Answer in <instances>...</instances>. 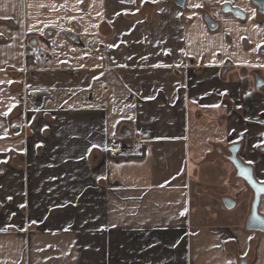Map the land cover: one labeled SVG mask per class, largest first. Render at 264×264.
<instances>
[{"label": "crops", "instance_id": "1", "mask_svg": "<svg viewBox=\"0 0 264 264\" xmlns=\"http://www.w3.org/2000/svg\"><path fill=\"white\" fill-rule=\"evenodd\" d=\"M135 11L0 0V264H264L229 160L264 184V86L227 65L261 61L198 18ZM131 135L138 156L117 150Z\"/></svg>", "mask_w": 264, "mask_h": 264}, {"label": "flooded vegetation", "instance_id": "2", "mask_svg": "<svg viewBox=\"0 0 264 264\" xmlns=\"http://www.w3.org/2000/svg\"><path fill=\"white\" fill-rule=\"evenodd\" d=\"M131 3L137 10L135 16L148 17L150 11L171 8L180 13L186 25L198 18L210 34L225 39L229 52H247L261 61L243 65L227 62L230 68L244 69L240 84L245 91L250 86H264V0H131ZM195 4L201 6L193 7Z\"/></svg>", "mask_w": 264, "mask_h": 264}, {"label": "water", "instance_id": "3", "mask_svg": "<svg viewBox=\"0 0 264 264\" xmlns=\"http://www.w3.org/2000/svg\"><path fill=\"white\" fill-rule=\"evenodd\" d=\"M35 42H33L34 44ZM264 151V147L262 148ZM230 162L234 166L237 176L242 178L254 193V199L251 204V211L246 222V228L250 231H258L264 233V216L259 213V206L261 199L264 196V184L256 181L253 176V170L250 166L245 165L239 158H237L236 151L232 149V156L229 158ZM242 170H246L247 175L242 173ZM3 168L0 167V173ZM230 202V201H227ZM227 208H232V205L226 203ZM245 264V262H243Z\"/></svg>", "mask_w": 264, "mask_h": 264}, {"label": "built area", "instance_id": "4", "mask_svg": "<svg viewBox=\"0 0 264 264\" xmlns=\"http://www.w3.org/2000/svg\"><path fill=\"white\" fill-rule=\"evenodd\" d=\"M32 54L37 59L44 58L46 52L43 48H34ZM144 149V141L138 135H131L127 138H121L117 142V150L126 156H138Z\"/></svg>", "mask_w": 264, "mask_h": 264}, {"label": "rangeland", "instance_id": "5", "mask_svg": "<svg viewBox=\"0 0 264 264\" xmlns=\"http://www.w3.org/2000/svg\"><path fill=\"white\" fill-rule=\"evenodd\" d=\"M245 202H241L240 204H238V206H236L231 212H233V214L235 215H240L242 216L244 214V210H245ZM262 213H264V205L263 206H260V209H259ZM238 219V217L236 218Z\"/></svg>", "mask_w": 264, "mask_h": 264}, {"label": "snow or ice", "instance_id": "6", "mask_svg": "<svg viewBox=\"0 0 264 264\" xmlns=\"http://www.w3.org/2000/svg\"><path fill=\"white\" fill-rule=\"evenodd\" d=\"M133 2H134V0H133ZM201 5H199V4H195V5H193V7H200ZM5 115H7V113H4ZM249 163H251V162H249ZM242 173L244 174V175H247V172H246V170H242ZM8 199H11V197H9ZM21 207H23V205H21ZM181 214H183V213H181Z\"/></svg>", "mask_w": 264, "mask_h": 264}, {"label": "trees", "instance_id": "7", "mask_svg": "<svg viewBox=\"0 0 264 264\" xmlns=\"http://www.w3.org/2000/svg\"><path fill=\"white\" fill-rule=\"evenodd\" d=\"M242 91H245V87L242 86Z\"/></svg>", "mask_w": 264, "mask_h": 264}]
</instances>
